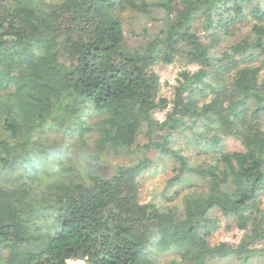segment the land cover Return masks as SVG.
Masks as SVG:
<instances>
[{
    "label": "trees",
    "instance_id": "16d2710c",
    "mask_svg": "<svg viewBox=\"0 0 264 264\" xmlns=\"http://www.w3.org/2000/svg\"><path fill=\"white\" fill-rule=\"evenodd\" d=\"M262 192L264 0H0V264L264 261Z\"/></svg>",
    "mask_w": 264,
    "mask_h": 264
},
{
    "label": "rangeland",
    "instance_id": "374dc122",
    "mask_svg": "<svg viewBox=\"0 0 264 264\" xmlns=\"http://www.w3.org/2000/svg\"><path fill=\"white\" fill-rule=\"evenodd\" d=\"M159 19V18H156ZM159 24V22L155 21L151 17H138L133 13L126 14V20L123 22L124 33L130 37L135 38L137 34L144 27H148L152 32L158 30L155 26ZM201 35L202 32H201ZM234 37V36H233ZM157 75L159 76L160 81V91L159 94L161 96L167 97L169 100L173 97L174 85L177 83L179 72L182 70H190L194 71L197 69L196 65L186 64L180 59L175 60L170 64L157 63L151 67ZM169 109V106L166 110ZM166 110L157 111L154 116L162 120L164 118ZM179 143H182L181 140H178ZM225 149L227 150H239L241 149V145L239 141L234 138L226 137L222 141ZM161 168L156 169L152 174H149L147 179L142 183L141 186V199L143 201H147L153 197V193L151 190L155 187L157 191H160V188L164 185V180L167 177V173H164L160 170ZM157 198H159L157 196ZM261 205L264 206V192L260 194ZM242 232L238 230L230 219H225L221 217L219 227L213 232L210 237V241L213 243H217L219 241H228L231 243L238 242L241 237ZM162 258V257H161ZM211 264H235L234 259L231 260H216ZM249 264H264V261L255 258L249 261Z\"/></svg>",
    "mask_w": 264,
    "mask_h": 264
},
{
    "label": "built area",
    "instance_id": "2783aa9c",
    "mask_svg": "<svg viewBox=\"0 0 264 264\" xmlns=\"http://www.w3.org/2000/svg\"><path fill=\"white\" fill-rule=\"evenodd\" d=\"M66 264H85L83 260L67 259Z\"/></svg>",
    "mask_w": 264,
    "mask_h": 264
}]
</instances>
